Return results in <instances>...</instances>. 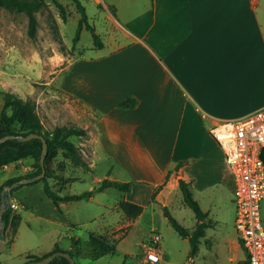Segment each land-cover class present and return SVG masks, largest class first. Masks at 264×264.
<instances>
[{
	"label": "crops",
	"instance_id": "1",
	"mask_svg": "<svg viewBox=\"0 0 264 264\" xmlns=\"http://www.w3.org/2000/svg\"><path fill=\"white\" fill-rule=\"evenodd\" d=\"M105 4V19L111 25L99 33L103 46H92L89 55L74 56L61 86L96 113L92 126L83 127L91 142V164H105L97 182L133 181L123 200L142 205L143 212L150 207L154 213L177 201L176 189L183 178L192 181L207 220H215L211 205L219 201L222 187L231 186L232 176L210 128L264 106V3L109 0ZM127 100L134 104L123 105ZM160 185L153 201L151 195ZM23 191L27 203L40 207L38 218L60 228L47 251L56 245L71 250L73 234L63 235L61 228L72 231L85 224L70 216L76 200L61 202L59 209L41 181ZM142 213L132 218L133 224ZM65 236L68 244L62 245ZM235 243L244 257L237 238Z\"/></svg>",
	"mask_w": 264,
	"mask_h": 264
},
{
	"label": "rangeland",
	"instance_id": "2",
	"mask_svg": "<svg viewBox=\"0 0 264 264\" xmlns=\"http://www.w3.org/2000/svg\"><path fill=\"white\" fill-rule=\"evenodd\" d=\"M58 1L64 6V12L54 0H46V4L37 12L39 24L35 37L29 35V20L25 13L0 8V115L6 92H13L35 102L42 126L46 129L53 130L57 126L83 127L86 123L91 127L96 113L63 92L61 86L71 59L78 54L89 55L93 52L94 39L92 32L84 27L78 43L73 47L81 14L73 0ZM108 1L81 0L90 17V25H97V33H103L106 26L111 25L105 19L108 13L105 3ZM72 139L88 165L74 162L71 155L59 147L49 160L46 173L48 170L51 184L57 185L62 194L94 191V199L76 200L69 208L70 216L85 221V224L72 231L61 228L63 235L73 234L72 249L67 251L73 253L77 264H152L145 261L144 243L154 233L161 236L159 246L162 256L161 261L155 264H188L191 260L194 264H234L243 257L235 243L237 232L234 225L235 205L231 199L232 177L231 186L222 187L219 201L211 205V215L215 216V220H209L210 228H205L208 235L200 244V252L192 258L189 240L175 230L162 208L154 213L150 207L147 208L133 224L132 218L122 208L123 191L113 186L95 190L101 182L98 183L97 179L105 173V164H91V142L86 140V136ZM33 166V159L24 158L0 167V187L8 185L10 178L31 172ZM36 183L24 184L9 196L18 205L12 214H20L21 218L16 228L11 226L5 230L3 237L8 247L0 253V264H23L44 258L56 247L60 248L56 245L47 251L60 228L47 219L38 218L40 207L25 201L23 188ZM176 194L177 201L170 203L168 208L193 233L199 220L185 204L179 187ZM44 212L47 213L46 210ZM261 214L264 224V200ZM94 226L99 228L90 231ZM87 228L89 233L85 234ZM60 242L66 245L68 239L65 236ZM106 246H116L117 251L109 254ZM59 264L68 263L60 260Z\"/></svg>",
	"mask_w": 264,
	"mask_h": 264
},
{
	"label": "trees",
	"instance_id": "3",
	"mask_svg": "<svg viewBox=\"0 0 264 264\" xmlns=\"http://www.w3.org/2000/svg\"><path fill=\"white\" fill-rule=\"evenodd\" d=\"M55 3L59 6L61 11L64 12V6L58 1L54 0ZM76 4L78 11L81 16L78 22V29L76 35L73 39V47L76 46L80 39L81 31L84 27L89 29L92 32V36L94 39V44L96 47H102L103 42L102 38L97 33L96 28L89 23L88 14L86 11V7L82 4L81 0H73ZM46 4V0H0V8H6L10 10H15L18 12H23L28 16L29 20V35L31 37H35L38 28V17L37 12ZM110 10L114 13V7H111ZM5 102L3 104L1 115H0V137L6 135H24L27 136L30 133H39L45 136L48 142V151L45 158L46 169L48 168L49 160L55 155L57 149L59 147L66 150L72 157L73 161L76 163H80L84 166H87V162L82 158L78 145L73 141L72 137L87 136V129L84 127H60L57 126L53 130L46 129L42 126L40 116L36 110L35 102L31 99H24L19 95L13 92H6ZM134 104L133 100H127L123 102V105H132ZM43 143L40 138H31L29 140H20L16 138H9L3 142H0V167L22 160L24 158H31L34 160L33 170L31 172H27L22 176L10 178L7 181V184L10 185L15 181H18L21 178H29L36 176L41 173L42 168L40 164V157L42 154ZM182 162H180L178 166H180ZM168 178V176H167ZM38 181H42L44 185V190L46 194L53 200L55 205L61 209L60 203L65 201H74L81 199H88L94 195L93 190H87L81 192L79 194H67L61 195V189L55 188L54 185L50 182V176L47 170L46 175L41 180L33 181L29 184L36 183ZM24 184H21L15 189H18ZM133 185V181L127 182H119L112 181L108 178H104L101 180L100 184L97 187V190H103L108 187H115L123 192H129ZM4 187H0V206L2 203V191ZM162 188V185L157 187L152 195L151 199L156 201V195L158 191ZM179 189L182 192L183 199L186 205H188L195 213V216L199 220V224L193 231L190 233L189 230L183 226L179 220L171 213L170 209L167 206H163V210L165 215L167 216L171 225L175 228V230L183 237L188 238L190 242V256L193 257L199 247V243L201 242V238L205 234V228L210 227V221L207 220L208 213L203 210L198 200L194 197V193L192 190V181H186L183 178L179 179ZM12 190V191H13ZM12 191L10 194L12 195ZM9 194V196H10ZM7 196V198H9ZM122 208L124 213L129 218H136L142 212L144 207L142 205L124 201L122 204ZM20 214H12V209L8 206L2 213L1 220L5 225V230L11 226L16 228L20 223ZM106 251L109 254H114L117 249L115 247L106 246ZM63 250L59 247H56L53 251H51L48 255L44 256V258L49 257L53 252ZM73 256V253L69 251ZM39 258V259H44ZM36 259V260H39ZM66 261L68 264H71L70 261L64 256L55 257L48 264H59V261Z\"/></svg>",
	"mask_w": 264,
	"mask_h": 264
},
{
	"label": "built area",
	"instance_id": "4",
	"mask_svg": "<svg viewBox=\"0 0 264 264\" xmlns=\"http://www.w3.org/2000/svg\"><path fill=\"white\" fill-rule=\"evenodd\" d=\"M210 133L222 147L233 179L234 225L244 251V257L234 264H264V106L214 125ZM7 203L13 211L18 208L13 199ZM160 240V234L154 233L144 243L146 263L161 261Z\"/></svg>",
	"mask_w": 264,
	"mask_h": 264
},
{
	"label": "water",
	"instance_id": "5",
	"mask_svg": "<svg viewBox=\"0 0 264 264\" xmlns=\"http://www.w3.org/2000/svg\"><path fill=\"white\" fill-rule=\"evenodd\" d=\"M16 137L20 140H29L31 138H36V137L40 138L42 140L43 148H42V154L40 157V164H41L42 171L40 174H38L36 176L29 177V178H21L18 181L13 182L10 185L4 186L3 191H2L3 199H2L1 206H0V222H2L1 221L2 213L4 212V210L7 207V204H8L7 203L8 202L7 196H9L10 192L14 188H17L18 186H20L21 184H27V183H31V182L36 181V180H41L46 175L45 158H46L47 151H48V142H47L45 136L42 134H39V133H30L27 136H24V135H20V136L6 135V136L0 137V142H3L9 138H16ZM0 234L2 236V238H0V253H1V252H3V250L5 249V246H6L5 238L3 237L5 235V225L3 222L1 224ZM57 256H64L70 261L71 264H77L75 258L71 255V253L69 251H64V250L55 251L47 258L39 259V260H31V261L24 262L23 264H48ZM188 264H193L192 260Z\"/></svg>",
	"mask_w": 264,
	"mask_h": 264
}]
</instances>
